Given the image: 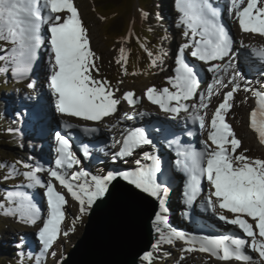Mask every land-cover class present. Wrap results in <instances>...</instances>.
Instances as JSON below:
<instances>
[{
  "label": "snow or ice",
  "instance_id": "6c2138e0",
  "mask_svg": "<svg viewBox=\"0 0 264 264\" xmlns=\"http://www.w3.org/2000/svg\"><path fill=\"white\" fill-rule=\"evenodd\" d=\"M177 8L182 13L181 23L190 29V33L185 31L184 35L186 37L191 35L192 42L182 46L181 56L177 59L176 76L169 80L175 91L164 88L157 93V89L152 87L146 90V95L151 103L159 105L163 111L179 115L181 111H189L184 101L197 96L200 84L194 68L184 61L183 50L190 47L191 56L209 64L207 70L215 74L220 71L221 66L210 62L223 61L229 56L232 37L226 27L220 23L221 14L211 0H177ZM44 10L47 11L46 16ZM65 12L68 15L62 17L60 14ZM230 12H234L243 32L264 35V0H246V3L245 0H230ZM45 25L49 34L47 39L42 32ZM0 41L11 45L10 61L14 65L12 72L19 77L27 76L31 72L38 50L45 44L49 46L52 54L49 88L56 98V109L59 113L97 122L118 111L119 101L109 89L108 81L97 80L93 76V70L97 73L99 71L95 63L98 57L90 48L87 29L83 26L73 0H43L42 7L40 0H0ZM5 51L9 50L5 49ZM123 52L124 50L121 49V53ZM253 52L264 59V50L257 52L253 49ZM121 60L126 62L127 57L122 55ZM155 63L154 60L153 64ZM230 66L229 63L224 70ZM237 78L244 79L242 74L235 73L233 80L229 82L233 85L232 89L224 94L222 102L216 107L211 118L208 134V141L211 143L201 142L205 145L206 151L182 149L178 155L183 159H177L175 163L190 176V191L185 193L188 203L196 198L200 191L201 177L206 176L210 186L209 207L217 213L221 221L238 226L247 237L251 238V241L219 236L202 237L199 240L193 237L186 242L198 243L199 251L210 253L224 261H252L253 257L245 254L244 251L250 245L251 250L257 252L264 261V159H253L243 152L237 153L241 140L225 121V114L232 107L233 95L239 89ZM214 85L228 87L222 76H214L213 84L208 86L207 97L200 94L199 105L193 107L209 106L206 99H210L214 94ZM28 87H34V84L29 83ZM244 90L250 91L248 88ZM255 95L259 98V109L250 113V127L258 133L259 142L264 144V92L257 91ZM133 97L134 93L128 92L124 98L129 104H133ZM173 101L176 102L175 106H172ZM124 115L125 118L132 119L127 113ZM193 120L199 121L201 129L205 127L206 121L203 115L195 114ZM57 139L59 141L57 167L72 168L79 164L80 160L71 150L70 141L59 133ZM122 143L123 148L119 155L127 156L142 145L152 144V141L143 129H135L127 133ZM87 155L85 151V156ZM145 158L152 160V163L119 174L109 172L107 175H93L90 182L85 179L82 183H77L82 177L89 175L83 170L74 172L70 176L58 170H50V176L58 181L59 185L79 204L80 215L74 217L72 230H75L76 220L90 213L98 201H102L110 194L109 186L117 180L118 175L135 189L152 197H159L161 185L157 182V173L160 171V162L147 153ZM136 163L139 165L140 161ZM40 170L36 168L27 171L24 176L30 181L29 186L46 187L49 214L39 231V238L44 248L49 249L61 233V224L65 218L62 209L67 200L63 193L56 190V186L51 181L46 183L41 181L37 175ZM15 195L28 201L26 206L21 205L23 210H20V218L35 224L40 210L25 194ZM160 205L163 208V200L160 201ZM217 209L220 211L217 212ZM225 212L232 214V218L225 215ZM155 222L169 228L166 217L160 214L156 215ZM63 235H68V232L65 231ZM172 237L186 239L184 233L175 231H171L169 242ZM151 257L152 253L146 252L141 259L150 261Z\"/></svg>",
  "mask_w": 264,
  "mask_h": 264
},
{
  "label": "rangeland",
  "instance_id": "374dc122",
  "mask_svg": "<svg viewBox=\"0 0 264 264\" xmlns=\"http://www.w3.org/2000/svg\"><path fill=\"white\" fill-rule=\"evenodd\" d=\"M73 4L78 9L83 26L87 29L89 42H91L92 37L95 39L97 51L92 52L95 53V56L97 55L96 57H98V54L100 55L95 61L99 71L97 73L93 70V76L97 80L108 81L109 89L113 91L115 89L116 91L117 97L115 98L122 99L119 101L121 104L124 103L125 94L132 92L135 97L139 98L140 105L146 106L145 96H147L146 90L148 88L155 87L157 92H160L161 89L163 90L166 87L170 88L172 86L169 80L172 79L171 76H176L174 71L178 68L177 59L181 56V48L184 44H191L192 42L191 35L187 37L184 35L185 31H189L190 33V29H187L181 23L182 13L177 8V0H73ZM64 16H66V12L62 15V17ZM234 27L235 25H232V29H235ZM237 36L243 39L245 45L252 40L259 39L252 35L248 36V34ZM235 42V46H239L238 41L235 40ZM253 46H248L246 52L250 53ZM256 47L261 46L257 45ZM5 49L9 51H5ZM10 49V44L0 41V121L4 115L7 117L6 120L3 118V123L0 124V127H3V129L0 128V264H59L76 239L81 235L87 213L83 215L82 219L75 221V230L73 231L74 217L80 215L79 204L71 197L67 190L61 187L59 183H55L56 190L59 189L65 193L67 200V206L63 207L65 218L61 224V233L54 247L49 253L43 254L42 257L37 255L40 250V243L34 237L48 215L44 200L46 187L40 185L29 186L30 181L24 176V173L36 168H40L45 172L48 171L45 170L43 165H40L44 161L35 162L34 153L36 148L39 147V143L32 148V155L34 157L31 155L30 147L35 143L32 141V139L34 140V136L29 131L26 132L22 122L15 121L14 117L16 115L13 113L15 111L13 106L14 104L21 105L24 112L23 115L30 116V114L25 113V110L29 107L24 105V100H31V96L33 95V87L29 88L28 84L38 83L39 88L42 89L40 85L42 78L37 77L36 80L30 73L24 77L13 75L12 68L14 65L10 61ZM121 49L124 50L123 53H121ZM191 50L190 47L184 49L182 55L185 62L194 64L195 62L190 54ZM105 54L112 55V60L110 59L111 63L108 65H103L99 62L101 55ZM122 55L127 57L126 62L121 60ZM234 58V55L229 56L226 60L227 62L225 61L227 65L232 63ZM118 60L121 62L117 63ZM154 60L156 61L155 64H153ZM40 64L44 63L41 61ZM231 66L233 70L228 74L229 70L225 72L226 70L221 65L219 76L223 75V71L225 72V77H223L225 84H230L229 82L231 79L233 80L235 73H239L240 71V67H237L236 62L233 65L231 64ZM42 67H44L43 69L41 68L43 71L46 65ZM248 71L246 70V74ZM242 73L245 74L244 71ZM169 77L171 78L169 79ZM243 77L244 79L241 80L239 89L233 96L232 104H236L237 100L242 97H244L247 104L245 103L244 110L238 111L237 116H235L236 118L230 117V114L225 117H227L226 119L229 122L231 121V127L236 137H239L241 140L242 145L237 153L243 152L246 156L253 159H264V148L253 152H247L244 149L243 141L249 138L246 131L248 126L245 127V125L247 124L249 111L255 101L254 96H250V94H253V90L250 88V91H248L250 94H246L247 91L244 89L252 85V81L257 79L256 76H253L249 79V83L245 85L248 77ZM237 80L240 79L237 78ZM9 83L12 85L9 86ZM224 88L225 90H231L232 85ZM217 90L221 92V96L218 94L217 99L221 100L225 90ZM212 111L210 112L211 115L213 114ZM125 113L127 115L130 114L129 112H121L119 117L121 119L124 118ZM202 115L204 114L202 113ZM30 117V120H23L26 123L34 120V116L32 117L31 115ZM236 123H239V129L236 128ZM239 132L241 133V137ZM23 136H25L24 139L22 138ZM9 141H14L16 146L9 145ZM136 159L137 156L131 159L132 162L125 160L123 161L124 163H119V166L126 168L128 167L126 163H129V165L135 164ZM50 164L52 165V160L49 156ZM25 165L28 167H25ZM82 169L74 167L69 171L68 175L70 176L72 173L81 171ZM91 170L93 171L91 173L95 171L100 175H105L102 167H97V170L96 167H92ZM113 173L119 174L122 171L115 170ZM88 178L89 175L82 177L77 183H82L85 179L88 180ZM41 181L46 183L44 179L42 180V177ZM162 184L163 182L160 183L161 188H163ZM26 189H29L34 200H36L35 198L38 200V204L36 203L35 207L40 211L37 213L39 218L35 224L25 222L20 218V210H23L21 209V205H27L28 201H21V196L15 194H26ZM31 195L26 196L31 197ZM13 212L15 214H12ZM177 213H179L178 210ZM164 215L167 221L171 219V216L169 218L168 214L165 213ZM172 217L175 220L177 218L176 215H172ZM168 225L169 228L167 229L171 232L172 222L169 221ZM187 230L191 231L193 229L188 228ZM65 231L68 232L66 236L63 235ZM195 238L197 239L198 237ZM169 243L170 245L172 244L170 248L165 247L152 255L151 259L153 263L151 264H175L174 258L179 255L183 256L182 251L185 248L184 245L187 244L185 239L173 237Z\"/></svg>",
  "mask_w": 264,
  "mask_h": 264
},
{
  "label": "bare ground",
  "instance_id": "6f19581e",
  "mask_svg": "<svg viewBox=\"0 0 264 264\" xmlns=\"http://www.w3.org/2000/svg\"><path fill=\"white\" fill-rule=\"evenodd\" d=\"M211 2H212V4L214 3V5H216V7L218 6V10L221 14L220 16L229 17V11L227 8L230 5V0H211ZM63 14L64 13H61L60 15L62 16ZM67 15H68V13L66 12V16ZM66 16H64V17H66ZM232 22H234V21H232ZM232 25H233V23H232ZM234 28L235 29H232V26H231V31H232L231 37H232V40H234V42H235V40L238 41L239 46H234L235 50L233 53H234L235 59H234L233 63L235 64V62H236L237 67L238 68L240 67V69H239L240 74L248 77L247 80L245 81V85H247L249 83L250 78H252L253 76H256L257 80H253L252 85H250L249 87L245 86L246 88H248V89L249 88H255L257 91L264 90V62L262 63L259 60H257L256 58H254L253 54H251V52L250 53L246 52L247 47L250 45H254L252 47V50L255 49V47L257 45L264 47V35H260L258 33H255L256 36H254V37H258L259 39L255 40L256 42L254 40L248 42V44H247L248 46H247L243 43V39L240 36H237V35H241V34H245V33H242L240 31V29H238L236 26ZM42 32L45 35V38L47 39V36L49 34L46 32L45 26H43ZM94 40H95L94 37H92L91 42H90V48L92 51L96 52L97 51V48H96L97 45L95 44ZM38 52H40V54H43V56L48 55L49 62H47V63L44 62V64L41 65L40 64L41 63V60H40L41 57L36 56V59L34 60L33 65H32V69H34V70L31 69L30 74L32 76H34L36 78V80L38 77V78H42L44 80L49 81L50 62H51V57H52V54L50 52V48L47 44H45L38 50ZM111 56H112L111 54H105L103 56L101 55V60L99 62H101L103 65H108L109 63H111L110 62V59L112 60ZM98 57H100L99 54H98ZM223 61H225V59ZM223 61L218 62L216 64L222 65ZM194 62L196 63V62H198V60L195 59ZM195 63L192 64L191 67L195 66L194 68H197V64H195ZM233 63H230V64L233 65ZM44 65H46V67H45V70L42 71L41 68L43 69L44 67H42V66H44ZM241 67H242V70L245 72V74L242 73L243 71L241 72ZM228 70H229L228 71V74H229L232 72L233 67L230 66ZM246 70H249L247 72V74H246ZM220 72H221V70L219 72H217V75H219ZM202 73L204 75L202 76L200 83H203V85H205L206 80L207 81L210 80L211 76H213L214 73L213 72L209 73L208 71L206 72V70ZM258 75H260V76H258ZM236 82L238 84H240L241 80H236ZM227 85H232V84L230 83ZM171 87L168 89H170V91H175V89H173ZM48 90L43 87V84H42V89H41V88H39L38 83H34V87L32 89L33 95L31 96V100L25 101L24 99H22V100H24V105H26V107H29L25 110V113L30 114V116L32 115V117L34 116V120L29 121L27 123L25 122L26 119H25V116L23 115L24 112H23L22 106L19 104L15 105L13 103L14 104L13 107L15 108V111L13 113L16 115L14 117L16 119L15 121H17L19 123L22 122L23 125L25 126L26 132L29 131L34 136V140L32 139V141L35 143L32 145V147H30L31 155H32V148L37 143H39L38 144L39 147L36 148V151L34 153L35 157L32 155L35 158V162H40V161L45 162V160L48 159L49 156H51L52 151H53V131H54L56 121H55V113H53V111L51 110V103H52L51 99H55V96L52 94L50 88ZM227 91H229V89L225 90V92H227ZM113 94H114V98L117 97L115 89L113 91ZM246 94H250V93L247 91ZM217 96H218V92L214 91V94L212 95V97L210 99V103H211L210 107H209L210 110L208 109L205 111L201 108L192 106L190 109L191 114L193 113V114L202 115V113L205 112V115H206L213 110L212 115H214V111H215L214 107L215 106L217 107V105H219L223 100V97L221 98V100L220 99L218 100ZM250 96H252V94H250ZM145 98H147V96H145ZM133 100H134L133 106L130 107L129 105H127L128 101L125 100V104L124 105L118 104L117 109L119 111H122V112H131L132 115L137 114L138 112H136V111H138L139 107H141L142 105H140L139 98L134 96ZM243 100H244V97L238 99L236 104H232V108L226 113L227 114L226 116H228L230 114L229 115L230 117L232 116V118H236L235 116H237L238 111L244 110V106H246V104H247V102L245 100L244 101ZM195 102H196L195 105L198 106L200 103L199 97L196 98ZM30 106L31 107L35 106L39 110L36 112H33L31 110ZM241 107H243V108L241 109ZM51 111H52L53 115L51 114ZM53 116H54V119H53ZM23 119H25V120H23ZM112 121L115 122L114 119ZM247 122H248V120H247ZM235 125H236L237 129L240 128L239 123H236ZM241 128H242V126H241ZM246 129H247L246 131L248 133L249 138H246V140L243 141L244 149L247 152L248 151L253 152V151H258V149H260V148H264V144H261L259 142L258 134H255L248 127ZM105 130H107V129H105ZM37 133H38V135L36 136ZM107 135L108 134H105V136H107ZM239 135L241 137L240 132H239ZM39 138H40V140H39ZM237 138H239V137H237ZM151 151H153V150H147V148H146L143 150L134 151V152H132L131 155H129L130 159L131 158L133 159L134 157L137 156L136 160L140 161L139 165H137V163L135 162V164H130V165H129V163H126V165L128 166L126 168H123V167L121 168L119 165H116L114 167L110 166L109 167L110 170H109V168H107L108 169L107 172L113 173L114 172L113 170H118V171H122V173H123L126 171H133L137 167H145V166L150 165L152 163V160L145 158V153H147L149 156L159 160V162H160V171L157 173V177H160L158 179V181H162L164 185L162 184L163 188H161L160 196L155 197V199L158 203V206H157L158 209H157L155 217L152 221L153 243H152V246L148 252L152 253V255H153L155 252L161 251L160 249H163L165 247L170 248L172 245V244L170 245V243L168 241V239L170 237L169 234H171V232H169V230L167 228H165L162 224L155 222L157 214H160V215L165 217L164 214L166 213L169 215V218L171 216V219L169 221L172 222V231H175V232L180 231V232H183L184 234L187 233L189 235V237H191V236L198 237L197 240H199L202 237H219V236H222L221 234H219L221 232L227 234V236L230 238L233 237L235 229L232 226H230L227 223H220V222L214 223L213 220H211L210 218L205 216V214L202 211L203 208H202V210H200V209H197L194 205H190V203H188V197L185 195V193L187 191L185 188L184 179L181 177V175L173 172L174 169H171L169 164H168L171 157L165 158L163 155L154 154ZM237 151H238V149H237ZM94 154H98V150L95 151ZM154 156H156V157H154ZM36 158H37V160H36ZM125 160H126V158H125ZM96 163L97 162H94L92 159H89L88 162H86V161H83V163L81 162V167L84 168L83 170L87 173H90V175H89L90 179L88 178L89 182L91 181V176H93V175L99 176L100 175L98 172H95V171H94V173H91L92 167H94V168L97 167ZM166 164H167V166H166ZM56 170L59 171V168ZM40 171L41 172L37 173V175L40 177V179L42 177V180L44 179V181H46V182L51 181L53 184L59 183L54 178H52L50 175H48V172H45L44 170H40ZM65 171H66V169L63 168V170L60 172L62 174L68 175V173H66ZM115 174H117V173H115ZM105 175H107V174H105ZM117 178L122 179L121 176H117ZM57 191H60V190L57 189ZM60 192L65 195V193L63 191H60ZM25 193H26L25 195H31V192H29V189H26ZM44 194L46 197V207H47L48 214H49L46 191ZM29 198H30L32 203L34 202L33 205H36V203L38 204L37 198H35L36 200H34L32 198V195ZM161 200L164 201L163 208H161V206L159 207V201H161ZM21 201H23L22 197H21ZM203 201H208L207 195H204ZM23 202H25V200ZM65 206H67V204H65L63 207H65ZM177 210L179 213H177ZM172 215L177 216L176 220L173 219ZM47 218H48V215L46 216V219L44 221H46ZM192 220H193V223H192V225H190L189 223H191ZM42 226H43V224H42ZM42 226L40 227V229L42 228ZM189 227H190V229H193L192 231H190L191 233L188 232V230H187ZM40 229L37 231V234L34 238L41 243V251L39 250L37 255L42 257L43 254L49 253V251L54 247V245L58 239L54 242V244L51 248L45 249L43 243L41 242V240L39 238ZM162 234H163V236H162ZM153 245H156V247H153ZM198 245H199L198 243H196V244H189V243L185 244L184 245L185 248L182 251L183 256L181 257L179 255V256L174 258L175 264H238V263L233 262L231 260L228 261L227 263L222 262L220 259H219V261H216V260H214V258H216V257L212 256L210 253L199 251ZM177 247H179V246H177ZM188 249H192V250H188ZM247 251H249V250H247ZM139 262H140V264H151V263H153V260L151 259L150 261H144L140 258Z\"/></svg>",
  "mask_w": 264,
  "mask_h": 264
},
{
  "label": "water",
  "instance_id": "95a60500",
  "mask_svg": "<svg viewBox=\"0 0 264 264\" xmlns=\"http://www.w3.org/2000/svg\"><path fill=\"white\" fill-rule=\"evenodd\" d=\"M109 187L110 194L87 213L81 235L59 264H140L150 250L158 209L155 197L121 178Z\"/></svg>",
  "mask_w": 264,
  "mask_h": 264
},
{
  "label": "trees",
  "instance_id": "16d2710c",
  "mask_svg": "<svg viewBox=\"0 0 264 264\" xmlns=\"http://www.w3.org/2000/svg\"><path fill=\"white\" fill-rule=\"evenodd\" d=\"M9 86H11L12 84L11 83H9L8 84ZM1 88H2V86H1ZM6 116L4 115V119L6 120L7 119V117L5 118ZM3 118H1V121H0V124H2L3 123ZM1 128V127H0ZM1 129H3V127L1 128ZM1 129H0V131H1ZM5 130V129H4ZM4 130H2L3 132H4ZM9 145H11V146H16V143L14 142V141H9Z\"/></svg>",
  "mask_w": 264,
  "mask_h": 264
}]
</instances>
